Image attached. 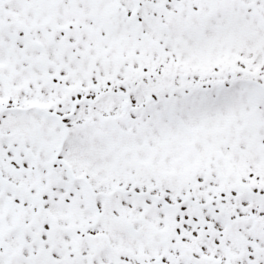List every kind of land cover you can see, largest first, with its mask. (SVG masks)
<instances>
[{
    "label": "snow or ice",
    "instance_id": "obj_1",
    "mask_svg": "<svg viewBox=\"0 0 264 264\" xmlns=\"http://www.w3.org/2000/svg\"><path fill=\"white\" fill-rule=\"evenodd\" d=\"M0 264H264V0H0Z\"/></svg>",
    "mask_w": 264,
    "mask_h": 264
}]
</instances>
